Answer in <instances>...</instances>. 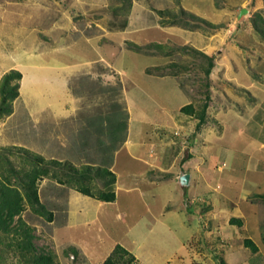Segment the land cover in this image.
Wrapping results in <instances>:
<instances>
[{
    "label": "rangeland",
    "instance_id": "374dc122",
    "mask_svg": "<svg viewBox=\"0 0 264 264\" xmlns=\"http://www.w3.org/2000/svg\"><path fill=\"white\" fill-rule=\"evenodd\" d=\"M187 2L188 5L192 4L191 0ZM121 4L117 0H0V79L12 67H16L14 70L22 74L18 96L11 103V112L0 118V161L7 160L17 169H30L32 163L22 151L25 149L46 161L56 160L80 168L83 165L112 163L114 154H117L115 172L120 179L117 199L113 204L99 207L83 195H71L70 188L66 185L61 188L52 177H44L38 182L39 199L48 210L56 212L55 221L48 224L33 215L28 207L21 217L34 229L33 244L38 252L53 253L55 264H102L116 245L136 256L140 260L139 264H167L165 258L173 257L175 246L178 245L177 238L173 237L170 229L165 228L166 225L156 223L146 210L147 203H151L153 210L159 211L158 207L164 204L162 197L166 191L152 188L149 184L146 191V185L142 184L139 188L145 187L146 194L139 189L130 196L124 192L123 187L129 174L125 168L131 165L126 158L127 149L122 145L127 136L126 126L130 115L134 122L133 140L137 139L135 132L139 130V137L151 138L156 142L158 138L152 133L153 126H150L152 119L154 116L162 118V112L159 111L166 100L180 102L179 96L173 97L175 88L173 82L168 81L170 77L175 78L173 80L178 82L180 91L187 96L193 114L192 118L184 116L188 115L182 112L184 105L171 116L167 131L172 133L174 128L180 129L177 126L180 124L181 129L186 131L184 134L179 133V144L186 146V139L191 138L207 94L210 100L206 111V122H209L206 134H219L225 139L224 143L214 147V153L205 157L214 161L207 163L213 179L231 180L233 184L228 185L224 181L221 185L226 188L233 185L227 189L233 197L239 194L245 170L247 180L243 187L255 188V192L264 194V181L260 182V175H264V145L260 146L264 142V39L253 28V20H257L264 28V0L205 2L208 22L215 25L223 14L231 15V22L222 24L221 19V24L217 25H221L223 33L211 31L209 35L205 31L212 28L202 22L182 18L178 9L170 10L179 16L178 21L187 22L189 26L172 24L169 21L173 17H169L160 21L162 27H178L183 30L194 27L195 34L192 36L198 40L189 41L179 37L172 39L168 34V38L157 36L155 39H158L157 43L162 45V49L145 53L140 51L138 56H122L124 49L130 52L129 43L123 42V49L117 39L107 36L110 43L115 42L113 45L116 49L111 48V51L101 48L97 52L96 43L87 37L97 36L106 42L102 38L107 34L104 30L120 29V24L129 14L125 10L113 13V8ZM214 6L221 10L218 16H215ZM242 6L249 12L239 17L240 11L237 8ZM58 7L63 12L60 16L55 15ZM258 13L260 19L255 16ZM234 15L239 17L238 21ZM59 19L61 23H58ZM206 35L210 37L209 42L216 45L208 51L212 52L215 65L208 78L203 73L206 60L193 54L189 46L208 43L207 40L202 41ZM144 41L148 42L149 39ZM147 45L150 44L146 43L143 47ZM184 47L189 50H182ZM235 50L240 51V55H235ZM101 52L107 56L103 54L98 60L93 59L95 54ZM76 62H84V67H78ZM30 65H43L45 68H31ZM128 67L127 75L136 68L142 71V78H136L133 82L128 77L126 83L121 70ZM144 70L146 74L161 75L167 80L150 82L143 76ZM236 72V80H245V83H249L247 86L237 84L234 79ZM64 75L71 76L67 82ZM128 104L135 108L132 111L127 109ZM145 109L147 112L142 117L141 113ZM233 112L241 119L227 117L225 121L232 130L243 128L239 140L231 137L232 132L223 121L225 113L232 116ZM140 119L144 120L139 123ZM188 133L191 134L187 136ZM252 140L254 144L251 149L249 143ZM175 142L169 143L179 146ZM223 146L235 148V157L231 162L229 159L223 161ZM136 149L132 148V151L135 153ZM183 151V156H186V148ZM249 152H253V159L248 157L251 154ZM217 163L223 168L222 172L216 170ZM253 164L258 165L255 173H259V176L253 172L252 167L256 166ZM60 175L62 180L67 179L66 174ZM96 183L93 187H99ZM247 199L252 206L242 203V207L247 210L249 220L255 222V225L250 223L256 229L251 231V236L257 244L258 252L252 254L249 250L243 251L251 259L250 264H264V201L255 198L253 194ZM65 202L70 206L66 207ZM12 242L11 236L0 234V264H27L20 253L15 251ZM69 248L77 249L76 253H71ZM239 255L241 252L236 254L237 261L241 260ZM132 264H136V261Z\"/></svg>",
    "mask_w": 264,
    "mask_h": 264
},
{
    "label": "crops",
    "instance_id": "0c3cea01",
    "mask_svg": "<svg viewBox=\"0 0 264 264\" xmlns=\"http://www.w3.org/2000/svg\"><path fill=\"white\" fill-rule=\"evenodd\" d=\"M187 1L189 0H176V3L175 0H134V2H132V6L130 7V12H128L129 14L126 16L125 26L122 29L120 28L117 30L114 29L104 30V32L106 31L107 34L106 37L103 36L102 38H104L106 42H102V40L97 36H90L87 38L88 40L92 39L96 43L97 52H99L101 48H106L107 50L109 49L111 50V48L116 49L115 46L113 45L115 42L110 43L111 40L107 36L117 39V42H119L121 47L123 46V49L125 44L123 42L133 43L139 46L141 45L144 46V44L146 43L149 44L155 43L157 45L162 46L160 43H157L158 39H155L157 36L159 37L163 36V38L164 37L168 38L169 35L170 37H172V39L174 37L175 38L179 37L182 38L183 40L184 38L188 39L189 41L198 40L197 37L195 38L192 36L193 34H195L194 27H192V29L190 28L187 30H183L184 28H178V27L165 28L162 27L160 23L162 18L157 15V11H163V10L172 11L179 9V7H182L184 10L190 11L196 16L200 18H204V20L206 21L208 20L207 13L205 12L206 9H204V6H206V4L204 3L208 2V0H191L192 1L191 5H188ZM137 2L139 3L138 5ZM174 3L175 6L173 5ZM17 4L18 3H16V5ZM58 8L59 10H57L55 15L60 16L61 14H63V12L61 7ZM237 9L240 11L241 9H243V6ZM214 11H215V16L216 15L218 16L221 10H218L214 6ZM65 17H70V16H64V18ZM221 19H222L221 22L222 24L232 21L231 15L227 16L223 14L221 18L217 20L215 25L221 24L220 23ZM235 19L238 21L239 17L238 18L236 17ZM235 19L234 21H236ZM58 23H61V19L58 20ZM56 26H58V28H61V26L59 25ZM207 30L205 32H207V34L209 35L212 34L211 31L214 32L220 31L221 33L224 32L223 30H221V25L219 26V28L209 29L208 31ZM146 38L149 39L148 42L144 41L146 40ZM204 40H207L208 43H204L201 45L199 44L191 45L189 43L190 44L189 46H191V48L195 49L196 51L211 57L213 54L211 55L212 52H208V51H210L211 48H214V46L216 45H213L212 43L209 42L211 40L210 37H208V35H206L205 38H202V41ZM120 49L121 48H119V50ZM238 52L240 51L235 50V55L237 56L240 55ZM60 53H62V51ZM121 53L122 56L139 55L133 51L130 52L128 50L125 51V49ZM103 54L104 53L102 52L100 54H95L93 59L98 60V58L101 57ZM84 61H88V60H84ZM76 65H78V67H82V66L84 67V62L81 63L76 62ZM113 66L115 67L114 64ZM30 67L37 69L41 67L45 68V66L43 65H30ZM53 67L58 68L55 66ZM15 68L16 67H12L11 69H15ZM128 69L129 67L126 68L125 70H121L122 78L125 79L126 83L129 81L130 77L133 80V82H135V80L137 79H140L141 77L140 74H142V71L140 72V69H138V71L136 68L132 69L133 72L130 75H127L129 74ZM237 73L238 72L234 74L235 80L237 78L236 75ZM143 76L147 78V80H149L150 82L153 81L156 82L158 79L159 80L163 79L161 75L146 74L145 70ZM70 77L71 76L64 75V79L66 80V82L70 79ZM170 78H168V81L173 82L172 85H174L175 88V90H173L172 92L173 97L176 98V96H179L180 102L172 103L171 101L166 100V103L164 105H161V110L159 111L160 113L162 112L161 113L162 118H156L154 116V119H152L150 126L151 127L153 126L152 133H154L155 136L158 138L156 142L152 141L151 138L149 139V138L139 137L140 135L139 130L135 132L137 139L134 141L132 135L133 134L132 128L134 126V122L132 121L131 115L128 118V122L126 126L127 136L124 139L122 145H124L127 149L126 158L128 159V161H130L131 167L128 166L125 168L126 172H128L129 174H128V181L127 183L124 184L123 187L124 192L129 196L137 189H139L141 193L143 192L145 193L144 190L145 187L143 189L139 188V186L142 184L146 185V191L148 190L147 189L148 184L151 185L152 188L153 187L160 189L162 188L163 191H166V193L162 197L164 204L158 207L159 211L157 212L154 211L153 210L154 206H151V203H147L146 210L149 216H152V219L157 221L156 223H160L163 226L166 225L165 228L168 230L170 229V232L172 233L173 237L177 238L178 240V245H177L178 247L175 246V252L174 254H172L173 257L172 258L170 257V259L169 257L165 258L168 261L167 264H209V263L216 264L214 260L215 255L219 256L224 261L225 264H234V263L250 264L251 259H248L249 258L248 254H246V251H243V250H248L244 247L243 240L245 238H248L255 243V241L252 239L251 231L256 229L254 226L255 222L249 220L250 218L248 217L249 214L247 210H245V207L244 206L242 207V203L249 204L250 206H252V203H250L247 198L249 195L258 194L259 192L257 191L255 192V190H253L255 188L253 189L250 188L251 189L250 190L248 188L243 187L244 186L243 184L247 180V175H246L247 172L245 170H244V176L241 181L242 187L239 189V194L238 195L235 194L233 197L227 191V189L232 188L233 185L228 186L227 188L221 185L222 182L223 183L226 182L225 184L228 185L233 184L231 180H228L227 178H223V180L222 178H217L216 180L213 179L211 175L213 173L211 172V168L207 166V163L209 161L210 162L211 161L214 162V161L209 160V157L208 159H206L205 157L206 155H209V153H214L217 144L224 143L223 141L224 138L220 137L219 134H218L219 136L218 135L208 136V134H206V131H208L209 128L207 127V124L209 122H205L199 127H197L198 123H196V127L194 128L192 134L191 133L187 134V136L191 134L190 136L191 138L186 139L188 141V144H186V146L184 145L182 146V144H179L181 143L179 141L181 140L179 139L180 138L179 133L184 134L186 131L181 129L182 126L180 124H177V126H180V129L176 127L172 130V133H170V131L169 132L167 131L166 126L169 124L170 118L173 115V113H177V111H179L181 107H183L184 105H188V101H189L187 96L183 94L182 91H180L178 82H175L173 80L175 78H171V79ZM163 80L166 81L167 79H163ZM232 81L234 80L232 79ZM236 81L237 84L240 85L245 84L247 86L249 84V83L248 84L245 83V80H243V82H240L237 79ZM66 86L68 87L67 83ZM134 87L137 86L134 85ZM125 102H127V100ZM126 107L127 109L129 108L131 111L135 108L133 105L130 104H128ZM137 109L140 111V107H138ZM144 112H147L146 109L141 113L142 117L144 115ZM184 116H188L189 118H192L191 114ZM232 116H230L229 113H225V115L223 116L224 119L223 121H225L227 117L228 119L230 118H233L235 120L241 119V117H239L238 114L234 112ZM147 119L148 118H145V120ZM142 120L144 119H140L139 123H141ZM226 126L228 127V129L231 130L232 132L231 137L233 136L232 138H234V140H236L235 138L238 139V137L240 138L243 135V128H237V129L235 128L232 130L231 127H229L228 122H226ZM228 131L229 130H227V133ZM176 132L178 133L175 135ZM171 134H173V136ZM172 141L173 142L176 141L175 143L176 144L178 143L179 146L171 145ZM253 144H254L253 140L250 141L249 143L250 147ZM263 145L264 142H262L260 146ZM179 147H181L182 150L186 148L187 150L186 156H183L184 151L182 152V150L179 149ZM132 148H137L135 153L132 151ZM221 149L223 150V155H222L223 161L227 159H229L230 161L235 157L234 156V154L236 153L235 148H229L223 146V148ZM253 152L255 151L253 150ZM253 152H249L251 154L248 155V157H250L251 159H253V157H251V155H253ZM259 152L260 151H258V153ZM116 155L114 154L113 162L110 163V168H109L110 171L115 175V184H114L115 200L113 202H102L95 198L92 199L90 197L83 195V197L88 198V200H93L92 202L99 207L107 204H113L117 199V188L120 178L118 177L119 174L115 172L116 162H117L116 161L117 159L115 160ZM257 167L258 165L252 167L254 173L257 172L256 171ZM222 169L223 168H220V165H218V167L216 168V170L219 172H222ZM252 169L250 171H252ZM185 173L190 175L189 183L187 186H181L179 182V178L181 175ZM254 173H252L251 176ZM255 174L259 176V173H255ZM260 176L262 177V180H260V182L261 181L263 182L264 175H260ZM59 186L63 188L64 185L59 184ZM174 191L176 192L174 193ZM69 192H71L70 193L71 195L72 194L82 195L73 189H70ZM172 193H174L175 195H173ZM65 204L66 207L70 206V205L67 206V202H65ZM50 211L53 213L54 219L51 222H47L48 224L54 223L53 221H55V217H56V212L54 210H50ZM72 214L73 213H71V215ZM168 217H170V220L168 219ZM232 220H239L240 224L236 222H232ZM250 223H254V225L250 226ZM243 233H246L247 236H244ZM255 245L257 246L256 243ZM78 250L81 252L79 248ZM238 252H241V256L239 255L241 260L239 261L236 260V254ZM134 257L136 260V264H139L140 260L137 259L136 256Z\"/></svg>",
    "mask_w": 264,
    "mask_h": 264
},
{
    "label": "trees",
    "instance_id": "16d2710c",
    "mask_svg": "<svg viewBox=\"0 0 264 264\" xmlns=\"http://www.w3.org/2000/svg\"><path fill=\"white\" fill-rule=\"evenodd\" d=\"M117 1L122 4L118 8H113V13L116 14L119 10H125V12L128 13V9L132 6L131 0ZM178 11L182 18L186 17L195 22H202L212 29L219 28V26L201 19L193 13L184 10L182 7H179ZM157 15L163 18L162 20H164V18L173 17V20L169 21L172 24H180L183 27L189 26L187 22L178 21L179 16L172 14L170 10L157 11ZM255 16L257 19H260L259 13ZM125 23L126 16L119 28L122 29L125 26ZM253 28L256 33L264 39V28L262 24L257 23V20H253ZM162 48V46L155 43L147 45L146 47H140L133 43H129V50L135 53L140 51H144V53L146 51L155 52L157 49ZM182 50L189 49H185L184 47ZM190 50L193 54H198L206 60V67L203 69V73L204 76L208 78L214 67L213 56H206L193 48H190ZM21 78L22 74L14 69L9 70L1 77L0 118L10 114L11 103L18 96ZM204 99L205 103L202 105L196 119L198 120L197 127L206 122V111L210 99L207 94L204 96ZM182 112L185 114H193V107L191 105H186L182 108ZM6 150L10 149L6 148ZM22 151L32 163L30 169H26L25 167L17 169L7 160L0 161V234L11 236L13 241L12 246L15 248V251L20 253L25 259V263L55 264V255L53 253L44 251L38 252L33 244L35 239V236L33 235L34 229L21 217L26 207H28L29 211L36 217L42 218L47 222H51L54 219L53 213L48 210L39 199L38 182L44 177H52L60 185H66L68 188L73 189L84 196L95 198L102 202H113L115 200V175L109 169L110 163L98 166L83 165L80 168H75L69 166L67 163L58 162L56 160L46 161L41 157L30 154L25 151V149ZM60 173L66 174L67 179L62 180ZM94 182H97L96 184L99 187H93ZM253 195L255 198L264 201V194ZM232 222L240 224L239 220H232ZM243 245L252 254L258 252V247L248 238L243 240ZM69 251L71 253H76L74 248H69ZM214 260L216 264H225L217 255L214 256ZM135 261V257L131 253L127 252L120 245H116L102 264H132Z\"/></svg>",
    "mask_w": 264,
    "mask_h": 264
},
{
    "label": "water",
    "instance_id": "95a60500",
    "mask_svg": "<svg viewBox=\"0 0 264 264\" xmlns=\"http://www.w3.org/2000/svg\"><path fill=\"white\" fill-rule=\"evenodd\" d=\"M248 11L246 9H241V11L239 12V17H241L242 15L246 14ZM189 178L190 175L185 173L183 175L180 176L179 178V182L181 186H187L189 183Z\"/></svg>",
    "mask_w": 264,
    "mask_h": 264
},
{
    "label": "clouds",
    "instance_id": "9594fccd",
    "mask_svg": "<svg viewBox=\"0 0 264 264\" xmlns=\"http://www.w3.org/2000/svg\"><path fill=\"white\" fill-rule=\"evenodd\" d=\"M240 11H241V10H240ZM222 165H223V164H222ZM188 203H189V201H188ZM188 203H187V204H188Z\"/></svg>",
    "mask_w": 264,
    "mask_h": 264
}]
</instances>
